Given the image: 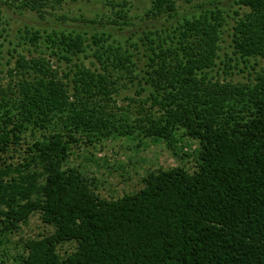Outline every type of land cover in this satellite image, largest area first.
Segmentation results:
<instances>
[{
	"label": "trees",
	"instance_id": "16d2710c",
	"mask_svg": "<svg viewBox=\"0 0 264 264\" xmlns=\"http://www.w3.org/2000/svg\"><path fill=\"white\" fill-rule=\"evenodd\" d=\"M67 1L9 5L43 14ZM193 1L153 0L147 16L175 23L143 32V53L103 33L38 29L21 38L26 54L7 50L0 154L35 136L22 162L0 166V250L38 214L52 232L23 242L21 264H264V0L180 17ZM1 20L0 9V38ZM179 131L200 144L195 170L151 173L134 194L100 198L94 179L64 167L81 142L137 136L170 147Z\"/></svg>",
	"mask_w": 264,
	"mask_h": 264
},
{
	"label": "rangeland",
	"instance_id": "374dc122",
	"mask_svg": "<svg viewBox=\"0 0 264 264\" xmlns=\"http://www.w3.org/2000/svg\"><path fill=\"white\" fill-rule=\"evenodd\" d=\"M8 2V3H7ZM153 0H75L67 1L58 9L48 10L43 14L33 11H23L10 6L9 0H0L2 11L3 34L0 38L2 53H0V84L6 86L9 78L5 77L7 50L19 44L18 51L27 53L28 39L24 40L26 29H38L51 32H83L88 37L96 34L110 35V41L126 44L135 42L139 51L143 53L144 47L140 42L143 32L157 31L175 21L167 19V16L151 19L147 16ZM234 0H194L189 4L179 5L180 17L200 15L204 10L213 9L216 6L230 12ZM170 22V23H169ZM226 38L225 52L230 54ZM132 52L135 53L133 49ZM88 65L90 59L85 60ZM143 63V62H142ZM13 65V64H12ZM11 65V66H12ZM120 76V74H119ZM244 74H239L234 79L242 80ZM121 96H127L130 87L127 79L121 82ZM127 102L119 100L118 105L128 107ZM132 110L133 107L130 106ZM133 113V114H132ZM133 120L137 117L132 110ZM137 135V134H134ZM35 136V135H34ZM29 131L19 145H13L16 152L8 155L0 154L1 163L22 162L21 157L26 152L28 145L34 137ZM200 144L182 131L175 135L174 143L168 145L162 140L144 139L134 137H112L101 142H81L73 146L65 168L78 169L89 180H95L96 193L100 198L113 200L124 195L134 194L144 187V178L151 173L160 170L183 168L189 172L195 170ZM52 232V228L42 223L38 214L31 215L25 225H21L17 232L8 236L6 243L0 250V261L3 264H21L23 255V242L28 238L46 235ZM75 249V243H65L58 248L60 255L71 253Z\"/></svg>",
	"mask_w": 264,
	"mask_h": 264
}]
</instances>
